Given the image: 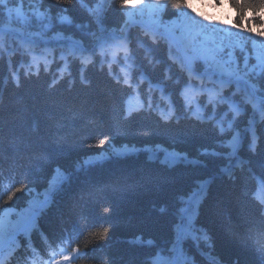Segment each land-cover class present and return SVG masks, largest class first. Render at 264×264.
Listing matches in <instances>:
<instances>
[{"label": "trees", "instance_id": "16d2710c", "mask_svg": "<svg viewBox=\"0 0 264 264\" xmlns=\"http://www.w3.org/2000/svg\"><path fill=\"white\" fill-rule=\"evenodd\" d=\"M237 2L191 0L193 7L181 11L208 26L205 34L224 46V60L231 51L242 66L244 53L233 46L238 36H251L255 48L248 40L244 49L249 64H255L264 38L255 36L259 28L247 33L233 27L239 19ZM142 3L145 7L127 12L119 0H6V7L0 5V168L3 176L15 178V188L33 189L31 195L16 193L17 218L24 219L25 207L43 197L57 168L74 172L83 160L108 153L102 162L74 172L53 196L38 224L49 241L65 230L81 229L87 249L81 264H155L173 259L179 232L180 259L188 264H260L264 204L255 193L264 185V121L253 112L246 85L241 82L237 91L233 82L223 94L240 104L241 114L221 135L217 121L226 112L231 120L233 113L227 103L217 104L215 118L207 119L214 109L206 90L216 87V77L189 80L180 71L186 55L178 46L181 27L190 22L177 17L170 3L162 18L153 13L155 0ZM97 6L98 18L88 10ZM17 7L19 17L8 14V8ZM65 8L67 13L61 11ZM36 9L47 15L39 18ZM65 15L70 22H61ZM253 15L264 19V11L245 10L246 18ZM137 23L175 32L176 42ZM222 28L238 35L210 31ZM202 70L198 62L197 71ZM257 82L264 87V77ZM137 94L146 107L127 115L126 103ZM198 107L202 120L193 115ZM249 119L258 134L254 150L246 130ZM237 129L242 146L235 156L225 141ZM121 149L133 152L116 158L113 152ZM174 149L195 159L187 166H165L167 152ZM205 150L211 154L203 155ZM198 181L208 184L207 197L185 236L189 224H181L183 197ZM104 229L105 237L97 240L94 233Z\"/></svg>", "mask_w": 264, "mask_h": 264}, {"label": "snow or ice", "instance_id": "6c2138e0", "mask_svg": "<svg viewBox=\"0 0 264 264\" xmlns=\"http://www.w3.org/2000/svg\"><path fill=\"white\" fill-rule=\"evenodd\" d=\"M58 4H71L73 0H56ZM81 4L85 3V0H80ZM170 3L172 8L177 10V17H183L185 20L190 23L187 26L181 27V37L179 40V45L182 46L186 52L184 59L180 63V71L185 72L189 78L192 80L193 78H199L203 81L204 77L207 76L211 80L212 77H216L215 83L216 87L207 89L208 93V103L213 106V115L207 117L208 120H212L215 118V107L217 104H228V110L233 113V118L231 120L226 119L228 113H224L219 121H217V125L219 126V132L221 135H224L226 132L231 130L234 127L235 119L241 114V106L239 103H236L226 97L224 93V89L231 83L235 82L237 85V91H239V85L241 82L246 85V96L248 97V101L252 102L253 112H259L260 118L264 121V87H262L258 82V78L264 77V49L257 52L255 56V64H249V56L244 49V44L246 41L251 40L253 47L256 46V41L252 40L251 36L244 37L238 36V39L235 42L233 47H238L241 52L244 53L243 57V65L241 66L232 56V52L230 51L228 54V59L224 60L222 57V53L224 50V46L216 45L214 41H211V38L205 34V29L208 27L207 25L200 24V21L196 20L194 17L189 16L188 12L181 11V9H190L193 7L191 0H155V5L153 7V13L158 18H162L161 14L165 11L166 5ZM0 5H6V0H0ZM119 5L122 9L127 12L130 9H135L138 6L142 7L140 4V0H119ZM236 8L239 11V19L234 22L233 27L238 29L240 32L253 33L255 28H259V31H255V36L264 38V19L257 18L253 15L250 18L245 17V10L250 9L253 13H256L258 10L264 11V0H238L236 3ZM90 14L96 16L98 18V14L100 11V7L89 8ZM8 14L11 15L13 12L17 14L19 17L22 14V10L20 7L17 8H8ZM61 11L67 13V9H61ZM34 14L39 18H44L47 13L39 11V9L34 10ZM196 16H201V13L197 12ZM205 20H210V17L204 16ZM65 20L70 22V17L65 15L61 18V22L63 23ZM219 23H223L220 21ZM252 25V26H249ZM210 31H219L224 33L227 36L238 35V33H232L227 28L222 29H211ZM174 37L175 32L171 33ZM153 43L158 42L155 36L151 37ZM170 59H173L171 55L170 49ZM198 62L203 66L202 71H197ZM199 93H197L198 95ZM235 95V93H233ZM195 95L192 99H195ZM246 101V102H248ZM193 115L198 120L204 119V115L202 110L198 107L197 110L193 113ZM225 123L227 127H225ZM247 131L251 132L252 141L250 150H254L255 146L258 142V134L257 130L254 127L253 119H249L248 126L246 128ZM226 145L231 148V155H236L242 146V136L239 129L235 131V134L231 135L230 139L225 141ZM203 155H210L211 152L205 150ZM123 153H116V158H120ZM227 155V154H224ZM153 157L150 155L149 159ZM195 158H189L187 153L180 152L178 150H173L171 152H167L165 156V166H176L177 164L184 163L186 166L190 165L192 160ZM226 170V169H224ZM56 173H60L63 179L61 183H63L68 178V174L64 173L61 169L57 168ZM55 175V173H54ZM57 190V186L49 181V188L45 190V201L44 204L41 205L43 208L47 204V196L50 193H54ZM33 189L17 187L14 188L11 192L7 194L6 199L4 200V204L7 206V210L3 213H0V238H7L9 234L8 226H9V215L10 209L15 205L14 197L16 193H25L27 195H31ZM208 184L204 181H198L196 186H194L192 192L185 194L183 197L184 208L183 214L181 215V224L185 223L187 220L189 227L185 229L184 235L191 231V225L194 223L195 218L199 216L200 207L203 204L204 199L207 197ZM193 193H196L195 199H193ZM16 199H19L16 197ZM9 201L12 203L9 204ZM40 209L32 208L30 209V216H26L20 223L15 226V231L19 233L30 232L31 228L34 226V220L32 217L37 215ZM163 211V209H161ZM108 229H104L102 232L94 233V236L97 240H102ZM205 235L204 239L211 240L210 235L207 234L206 230H203ZM79 234H77L78 236ZM208 247H212L211 244ZM72 256H64L63 261H69L71 259L77 258V254L79 253L78 248H73ZM166 251V250H165ZM172 253L175 258L170 259L168 261H164L161 259H157L155 264H188L187 259L181 261L180 256L183 255L182 249V237L179 232H177L174 246L172 247ZM83 256H87V249ZM260 264H264V249L258 250ZM0 264H5L4 259H0ZM57 264H61V262H57ZM216 264H219L218 260Z\"/></svg>", "mask_w": 264, "mask_h": 264}, {"label": "rangeland", "instance_id": "374dc122", "mask_svg": "<svg viewBox=\"0 0 264 264\" xmlns=\"http://www.w3.org/2000/svg\"><path fill=\"white\" fill-rule=\"evenodd\" d=\"M145 0H141L140 2H144ZM143 4V7H145V3H142ZM140 8V7H139ZM152 12V11H150ZM143 106H145V104L142 102V99H136V100H133V101H129L126 105V112L127 113H130L131 111L135 110V109H138V108H142ZM117 152L119 153H132L133 150H128V149H121V150H117V151H114L113 153L116 154ZM109 157V154L108 153H104L100 156H94V157H91L90 159H87L84 161V166L88 165L89 163H93V162H96V161H101L102 159H105ZM82 167L81 164L77 165V168L80 169ZM73 254H68L67 256H72ZM73 260V259H71ZM70 260V261H71Z\"/></svg>", "mask_w": 264, "mask_h": 264}]
</instances>
